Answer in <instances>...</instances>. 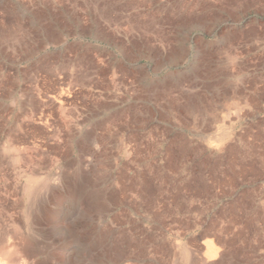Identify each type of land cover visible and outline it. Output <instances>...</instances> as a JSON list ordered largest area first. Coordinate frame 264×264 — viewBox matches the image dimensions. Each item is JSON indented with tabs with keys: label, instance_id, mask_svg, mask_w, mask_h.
Returning a JSON list of instances; mask_svg holds the SVG:
<instances>
[{
	"label": "rangeland",
	"instance_id": "1",
	"mask_svg": "<svg viewBox=\"0 0 264 264\" xmlns=\"http://www.w3.org/2000/svg\"><path fill=\"white\" fill-rule=\"evenodd\" d=\"M2 232L29 264H264V0H0Z\"/></svg>",
	"mask_w": 264,
	"mask_h": 264
},
{
	"label": "bare ground",
	"instance_id": "2",
	"mask_svg": "<svg viewBox=\"0 0 264 264\" xmlns=\"http://www.w3.org/2000/svg\"><path fill=\"white\" fill-rule=\"evenodd\" d=\"M30 185L31 183H28L27 192L31 191ZM8 234L9 235H7V232L6 234L3 232L0 234V264H12L15 262H18L19 264H29V259L33 256L35 250L32 249V247H29L27 244H23L22 250L17 244V241L15 243L14 240L16 239H13L15 237L11 236V233ZM19 251H22L23 254L20 255ZM209 253L210 259L215 258L217 255V251L214 250L213 246L210 248Z\"/></svg>",
	"mask_w": 264,
	"mask_h": 264
},
{
	"label": "crops",
	"instance_id": "3",
	"mask_svg": "<svg viewBox=\"0 0 264 264\" xmlns=\"http://www.w3.org/2000/svg\"><path fill=\"white\" fill-rule=\"evenodd\" d=\"M191 105V104H190ZM216 105L217 106H220L221 105V101L219 100L218 102H216ZM181 107L183 108V106H178L179 109H181ZM254 169L255 171L258 169V166L257 165H254Z\"/></svg>",
	"mask_w": 264,
	"mask_h": 264
}]
</instances>
